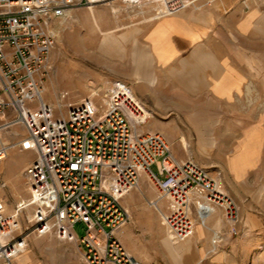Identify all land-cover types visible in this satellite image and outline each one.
<instances>
[{"label": "built area", "instance_id": "obj_1", "mask_svg": "<svg viewBox=\"0 0 264 264\" xmlns=\"http://www.w3.org/2000/svg\"><path fill=\"white\" fill-rule=\"evenodd\" d=\"M113 1L0 0V130L26 128L35 151L25 169L31 193L27 203L37 206L32 227L76 242L87 264H145L117 233L131 221L122 198L146 177L169 201L161 214L173 241L191 238L196 221L205 224L216 209L231 225V234L238 235L241 213L235 198L219 176L195 160L178 159L164 135L144 130L150 113L127 82L116 79L99 100L100 91H93L72 104L67 116L56 115L45 100L44 78L56 44L54 21L73 9ZM121 1L138 8L155 5L160 17L183 10L190 0ZM9 148L0 145V161ZM15 216L0 214V237L18 229ZM78 222L86 225L84 236L75 230ZM25 240L5 246V256L24 251Z\"/></svg>", "mask_w": 264, "mask_h": 264}, {"label": "crops", "instance_id": "obj_2", "mask_svg": "<svg viewBox=\"0 0 264 264\" xmlns=\"http://www.w3.org/2000/svg\"><path fill=\"white\" fill-rule=\"evenodd\" d=\"M146 7L121 0L94 7L91 14L101 44H116L121 51L111 57L112 70L101 89L116 79L127 82L150 113L144 130L164 135L178 159L194 158L188 134L225 133L236 140L228 147L215 143L220 158L205 167H219L210 171L219 176L220 170L224 180L264 177V0H191L183 10L155 18L147 17ZM182 136L189 141L187 157L180 153ZM19 164L13 161L12 169ZM143 178L122 198L127 206L147 196L149 185ZM240 190L251 193L250 186L232 189L242 218L239 228L257 231L259 217L245 212ZM163 200L165 210L169 201ZM158 223L159 216L151 210L134 215L117 237L145 264H235L239 259L242 240L231 234L220 209L205 224L196 221L195 234L181 242L173 241ZM138 227L145 233H138ZM166 238L182 245L181 252L175 255Z\"/></svg>", "mask_w": 264, "mask_h": 264}, {"label": "rangeland", "instance_id": "obj_3", "mask_svg": "<svg viewBox=\"0 0 264 264\" xmlns=\"http://www.w3.org/2000/svg\"><path fill=\"white\" fill-rule=\"evenodd\" d=\"M211 1L218 4L221 0ZM94 7L73 9L66 17L58 18L53 23L56 44L47 64L43 96L54 107L58 116H67L68 109L72 104L91 95L93 91L101 90L98 93L99 97H97L99 100L112 85L110 83L105 89H101L103 78L108 76L112 70L111 57L116 56L118 51H121L117 50L116 44H101L102 37L99 33V26L94 23L91 14ZM145 9L148 12V18L159 17L158 8L155 5H147ZM55 96L61 100L59 107L55 106ZM226 118L229 123H233L230 121V116ZM216 121L217 118L213 120V123L216 124ZM10 130H16V135L7 136ZM10 130H0V145H10L8 156L0 161V214L7 216L15 214V225L18 229H14L11 237H0V239L1 246L4 248L12 241L24 238L26 239V247L24 251L11 258H7L5 254L2 255V250H0V264H86L82 251L76 242L62 241L54 231L42 235L34 230L36 228L32 227V224L34 222L33 216L37 211L36 205H28L26 208L18 209L22 202H27L31 197L25 169L35 159V151L27 143L12 146L20 140L26 139L28 135L26 128L18 125L12 126ZM224 134H214L213 132L211 134L215 138V143H218V147L222 144H226L228 147L236 140H230ZM235 135L239 136V133L236 132ZM208 136L210 134H188L187 138L194 148L191 151L194 158H188L189 154L185 150L180 151L181 155L188 156L186 160H195L204 168H207L205 165L214 164L212 161H215L216 158L219 160L220 156L215 152L216 148L205 146L204 141L208 139ZM220 138L222 140H219ZM15 160L20 161L17 170H13L11 166ZM210 168L218 169L219 167L209 166L208 171ZM153 169L159 173L157 165H154ZM218 175L223 188L231 196L233 195V188L237 192L238 189L250 186L251 193L247 195L240 190V197L244 199L245 212L250 215L251 213L257 214L259 217L257 231H251L249 227L245 226L243 227L245 229L241 231L239 228L241 218L237 227L239 233L234 235L235 237L240 236V240H242L239 248L240 257L238 256L239 259L234 263L264 264V177H255L238 182L224 180L220 170H218ZM147 184L149 188L146 197H141L140 201L130 207L124 204L123 200L122 204L131 217L134 215L145 216L150 210L155 212L159 216L158 226L165 231L162 214L158 213L155 206L161 207L165 200L161 199L159 190L148 178ZM167 207L166 203L165 210L161 209L162 213L167 210ZM75 230L80 236H84L86 225L78 222L75 225ZM136 230L138 233H145L143 227H138ZM14 236L15 239L11 241Z\"/></svg>", "mask_w": 264, "mask_h": 264}, {"label": "bare ground", "instance_id": "obj_4", "mask_svg": "<svg viewBox=\"0 0 264 264\" xmlns=\"http://www.w3.org/2000/svg\"><path fill=\"white\" fill-rule=\"evenodd\" d=\"M190 1H191V0H190ZM190 1H189V4H190ZM159 10H160V12H162V10H164V8H163V7H160ZM89 12L91 13V10H90ZM60 104H61V100L58 99V98L55 96V106L59 107ZM16 133H17L16 130H10V131L7 133V136H10V135H13V136H14V135H16ZM201 137H202V136H201ZM202 138H203V137H202ZM204 142H205V146L213 147V146L215 145V138L212 137L211 134H210V136H208V139L205 140ZM26 143H27L28 145H31V146H32V144H30V143L27 142V138H26V139H22V140H20L18 143L13 144L12 146H16L17 144H26ZM181 143H182V148H183L185 151L190 152V150H189V141H188V139L185 138L184 136H182V137H181ZM143 179L147 181V178H146V177H144ZM24 203H25L24 208H26V207L29 205V203H27V202H24ZM24 203H22V205H23ZM163 207H164V203H162V206H161V207H158V206H157V210H159V211L162 213V210H161V209H162ZM19 209H20V208H19ZM212 214H213V212H212ZM148 221H150V219H149ZM2 238H3V237H2ZM166 242H167V245H169V247L171 248L172 252H173L175 255H177L178 253L181 252V250H182V248H183L182 245H181V246H175V245H173L172 242L170 241V238H166ZM0 249L2 250V255H3V254H6L5 249L1 246V239H0Z\"/></svg>", "mask_w": 264, "mask_h": 264}]
</instances>
